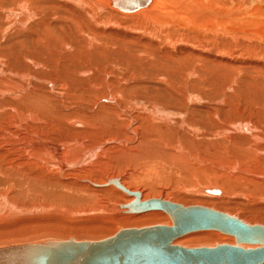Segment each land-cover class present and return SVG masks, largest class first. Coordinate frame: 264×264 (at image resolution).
I'll return each mask as SVG.
<instances>
[{"label":"bare ground","instance_id":"bare-ground-1","mask_svg":"<svg viewBox=\"0 0 264 264\" xmlns=\"http://www.w3.org/2000/svg\"><path fill=\"white\" fill-rule=\"evenodd\" d=\"M126 1L0 0V249L173 224L114 180L264 226V0Z\"/></svg>","mask_w":264,"mask_h":264},{"label":"water","instance_id":"water-1","mask_svg":"<svg viewBox=\"0 0 264 264\" xmlns=\"http://www.w3.org/2000/svg\"><path fill=\"white\" fill-rule=\"evenodd\" d=\"M137 0H129L133 5ZM140 1V0H138ZM116 186L133 194L127 207L134 211L162 209L173 224L121 229L98 241H55L0 249L10 264H262L264 262V226L249 225L224 213L202 206L183 207L161 199L139 201L137 191L130 192L117 180ZM217 229L233 235L235 244L184 247L173 240L187 232ZM242 243L260 244L243 247ZM4 251V253H3Z\"/></svg>","mask_w":264,"mask_h":264},{"label":"rangeland","instance_id":"rangeland-1","mask_svg":"<svg viewBox=\"0 0 264 264\" xmlns=\"http://www.w3.org/2000/svg\"><path fill=\"white\" fill-rule=\"evenodd\" d=\"M108 10V9H107ZM155 12V11H154ZM149 13H151V12H149ZM146 14H148V13H146ZM157 14H159L158 12H157ZM161 14V13H160ZM136 15H140V14H136ZM121 16V15H120ZM133 16V15H132ZM123 17H125V16H123ZM242 104V103H241ZM2 163V162H1ZM132 165L134 166L135 164H133L132 163ZM0 178H1V176H0ZM154 183H155V181H153ZM153 183V184H154ZM0 186H2V184H0ZM1 188V187H0ZM219 188V187H218ZM151 196H154V195H150L149 197H151ZM174 196L175 195H173V198H174ZM171 197V196H170ZM172 198V197H171ZM173 198L171 199V200H173ZM170 199V198H169ZM177 202H180V200H177ZM121 203H124V202H121ZM120 228H122V226L121 225H119V227H117L116 228V230L115 231H117L118 229H120ZM44 240H46V239H44ZM40 241H42V239L40 240Z\"/></svg>","mask_w":264,"mask_h":264}]
</instances>
